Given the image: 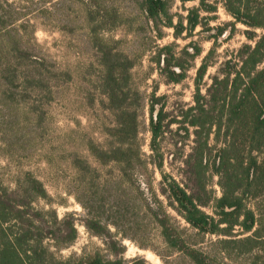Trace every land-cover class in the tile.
I'll list each match as a JSON object with an SVG mask.
<instances>
[{
    "label": "trees",
    "instance_id": "trees-1",
    "mask_svg": "<svg viewBox=\"0 0 264 264\" xmlns=\"http://www.w3.org/2000/svg\"><path fill=\"white\" fill-rule=\"evenodd\" d=\"M135 1L156 39L162 38L163 28L172 29L175 39L184 32L187 37L198 26L209 28V18L202 14L215 13L221 2L233 20L231 25L246 28L243 34L247 43L221 64L202 90L213 54V49L209 50L196 70L192 104L175 109L172 118L164 111V98L152 92L147 103L151 152L147 161L138 136L139 118L146 105L131 78L135 61L119 50L117 41L105 37V32L118 25L117 8L100 0H81L88 39L99 55L101 105L112 117L111 125L103 128L105 141L88 139L86 152L98 166L116 168L118 189L103 190L102 195L110 198L101 196V201L92 194L80 205L86 229L105 238L111 258L100 251L63 257L61 252L77 238L74 216L67 213L59 217L49 206L42 182L32 173L23 172L12 188L0 179V264H123L124 247L113 239L127 238L147 225L155 227L167 248L181 253L192 264H232V257L240 255L254 256V264L264 260L260 255H264V0H178L183 4L197 1V6L187 10L184 21L175 23L168 0ZM11 23L0 18V30L7 36L0 49V74L5 85L24 82L28 87H44L51 95V82L67 74L50 71L42 60L36 80V61L16 37L18 32L13 35L14 30L6 28ZM212 29V38L216 39L222 28ZM200 54L201 49L193 43L179 52L168 44L156 48L152 61L166 84H179ZM22 69L34 71L21 76ZM173 125V134L182 141L192 138L190 151L182 156L178 168L180 180L162 169L161 145ZM70 165L83 178L90 172V164L82 156L73 155ZM155 170L164 200L153 186ZM213 177L217 178L219 195L209 188ZM37 200L48 206L37 207ZM169 209L196 235L215 237L212 244L219 250L196 248L197 242L184 235ZM133 264L147 263L136 259Z\"/></svg>",
    "mask_w": 264,
    "mask_h": 264
},
{
    "label": "rangeland",
    "instance_id": "rangeland-1",
    "mask_svg": "<svg viewBox=\"0 0 264 264\" xmlns=\"http://www.w3.org/2000/svg\"><path fill=\"white\" fill-rule=\"evenodd\" d=\"M100 1L108 7L117 8L120 17L117 27L105 32V37L117 41L119 50L135 61L131 70L132 83L146 105L140 111L138 136L144 157L150 161L147 103L152 92L155 90V96L164 98L161 101L165 104L164 111L169 116L172 114V118L175 109L192 104L194 78L203 57L213 49L201 83L202 90L221 64L236 55L237 50L247 43L243 34L246 28L241 24L232 26L233 20L220 2L215 13L202 14L209 18L211 30L207 26H198L187 37L184 32L175 39L172 29L163 28L162 38L156 39L150 24H146L137 9L135 0ZM168 1L174 23L184 21L187 10L197 6V1L184 4L178 0ZM0 18L12 22L6 28L13 29V35L17 31L16 37L21 38L23 47L33 55L36 80L39 79L42 60L50 71L67 74L51 82L54 86L51 95H48V89L37 85L33 91L24 82L5 85L0 74V179L5 186L12 188L18 174L30 172L44 185L49 206L56 210L59 217L73 214L77 238L61 252L63 257L100 251L111 258L106 251L105 238L86 229L85 212L80 205L92 194L93 198L101 201V196L110 198L102 195L103 190L116 192L118 189L116 168L98 166L86 152L88 139L96 143L105 141L103 128L111 125L112 117L101 105L103 97L98 90L97 78L99 55L88 39L81 0H0ZM20 25L24 27L17 28ZM212 28H222L216 39L212 38L215 34ZM3 40H7V36L0 30V49ZM192 43L199 46L201 54L192 62L186 78L179 84H166L152 61L156 48L172 44L179 52ZM33 71L22 69L21 76ZM175 129L176 125H173L172 133L166 134L161 145L164 156L162 169L167 175L180 180L178 168L182 156L190 151L192 138L182 141L173 134ZM73 155L82 156L90 164V172L85 178L76 174L71 167ZM153 177V186L160 199L164 200L159 192L160 176L156 170ZM216 182L217 178L213 177L209 188L219 195ZM83 190H87V193ZM35 204L37 207L48 206L43 200H37ZM205 210L209 212L208 208ZM168 211L173 222L185 231L184 235H189L191 242H197L196 248L214 252L219 250L218 245L212 244L215 237L196 235L173 210ZM109 231L115 235L112 227H109ZM236 233L240 231L237 229ZM113 240L120 241L124 247L123 264H133L136 259H144L147 264H192L181 253L167 248L151 225L141 232L130 233L127 238L117 236ZM232 258V264H254L256 260L254 256L243 255ZM262 263L264 260L260 259L256 264Z\"/></svg>",
    "mask_w": 264,
    "mask_h": 264
}]
</instances>
